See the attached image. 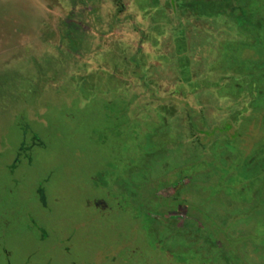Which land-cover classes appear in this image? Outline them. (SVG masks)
I'll return each mask as SVG.
<instances>
[{"label": "rangeland", "instance_id": "obj_1", "mask_svg": "<svg viewBox=\"0 0 264 264\" xmlns=\"http://www.w3.org/2000/svg\"><path fill=\"white\" fill-rule=\"evenodd\" d=\"M100 2L0 0V264H264V0Z\"/></svg>", "mask_w": 264, "mask_h": 264}, {"label": "flooded vegetation", "instance_id": "obj_2", "mask_svg": "<svg viewBox=\"0 0 264 264\" xmlns=\"http://www.w3.org/2000/svg\"><path fill=\"white\" fill-rule=\"evenodd\" d=\"M24 139H25L24 143H22V146L19 147L20 149H18L16 151L18 153V156L15 159V161H13L12 165L10 166V170L16 169L17 168V164H19L23 159H25V154L22 155V153H25V152H27V150H30L31 146L38 145L37 140L34 139L33 136L30 137V140H29L30 142L28 143V146H26V141H27L26 135H25ZM10 174L12 175V173H10ZM37 193H38V196L40 197V199L44 200L42 188H38L37 189ZM0 197H1V192H0ZM94 203L97 206H99L100 209H103V210H107L108 209V206L103 202V199H98L97 201H94ZM9 210L12 211L14 209L10 208ZM4 223H7V222L4 221ZM170 227H171V229L173 228L172 229L173 232H174V230L176 232L177 231L176 229L178 227H182V225H180V224L177 225V224H174V223H170ZM42 237H43V239L46 237L45 233H44V235ZM128 244L129 245H128V248H126L125 254L115 250V251H112L110 254L103 255L102 259L105 258L106 261H108L110 263L113 262V264H136L137 259L140 258L139 257V247L137 246L136 243H128ZM186 244H187L186 240L183 241V243L180 242V246L183 247V248H186V246H187ZM165 249H167V250L164 253H166L167 256H169L170 258L174 259V263L175 264H184L185 263V257L173 255L174 253L172 252L171 249H168V248H165ZM6 254H8V255L5 256L7 264H12L11 259H10V251H9V249H6ZM137 254H138V256H137ZM142 259H144V258H142ZM72 262H73V264L76 263V261H74V260Z\"/></svg>", "mask_w": 264, "mask_h": 264}, {"label": "trees", "instance_id": "obj_3", "mask_svg": "<svg viewBox=\"0 0 264 264\" xmlns=\"http://www.w3.org/2000/svg\"><path fill=\"white\" fill-rule=\"evenodd\" d=\"M70 1V5H71V9L68 13V16L66 18V21L64 22L66 28L68 31H73L74 29L80 30L83 29L82 27V20L85 17L86 14H90V13H96V9L100 8V0H69ZM80 5L81 8L79 10H76V7ZM77 13L79 14V16H74ZM72 17H76L77 21H72L71 18ZM67 36H69V34L67 33Z\"/></svg>", "mask_w": 264, "mask_h": 264}]
</instances>
